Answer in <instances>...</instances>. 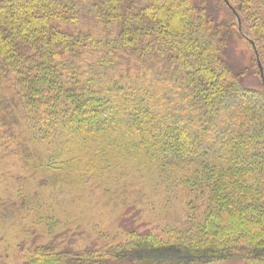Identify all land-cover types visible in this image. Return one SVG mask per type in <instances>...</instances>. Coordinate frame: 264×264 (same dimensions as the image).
<instances>
[{
  "label": "trees",
  "instance_id": "obj_1",
  "mask_svg": "<svg viewBox=\"0 0 264 264\" xmlns=\"http://www.w3.org/2000/svg\"><path fill=\"white\" fill-rule=\"evenodd\" d=\"M228 2L0 0V228L28 240L19 264H264V24ZM68 181L114 218L57 216Z\"/></svg>",
  "mask_w": 264,
  "mask_h": 264
},
{
  "label": "rangeland",
  "instance_id": "obj_2",
  "mask_svg": "<svg viewBox=\"0 0 264 264\" xmlns=\"http://www.w3.org/2000/svg\"><path fill=\"white\" fill-rule=\"evenodd\" d=\"M231 3H233V5L239 9L240 6H243L241 8L244 9L247 6L249 8H252L259 5L261 7V20L264 24V0H231ZM224 10V7L219 8L220 16L223 15ZM260 45H264V42H261ZM228 54V61L234 68L247 69L248 71H250L244 78V85L248 88H260V81L257 76L252 73V68H250L252 65L253 53L247 43L234 36L230 50H228ZM263 65L264 63L262 64V66ZM7 165L11 167L13 164L11 161H9ZM69 179L70 178H68L67 180ZM59 186L63 189V192L61 194H56L55 199L57 201V205L55 206V209H53L56 215L61 217V219H63L66 212H68V209L70 218L73 217V215H75V212L79 209V212H81L80 219L85 220V222L88 223L93 222L94 218H96L95 220L101 219V221H107L109 219H112V217L114 218L116 209L107 204L108 199L102 194L101 190H99L98 192L96 190H93L92 192L88 191V193L80 192L79 189L70 191L69 188L71 187V183L69 184V181L66 186L64 184H61ZM73 197H80L81 200L75 205L68 206L70 204L69 201ZM133 197L134 196H131L130 199H132ZM150 200L151 198L148 201ZM139 211L142 212V220L149 223L148 228H151V226L153 225L151 222H153L155 218H159L161 216L160 212H157V209L156 211H151L148 203L140 206ZM61 212L63 214H61ZM172 212L173 210L171 211L170 217L173 219L174 214H172ZM13 231L14 229H12L11 231H5L3 227L0 228V240L4 241V243H0V264H19L22 262V259L18 253V244L20 246L22 244L27 245L25 243H27L28 240L25 239L20 243L19 241L21 239H19L16 235H13ZM83 244V242L77 241V243H75V246L81 247L83 246ZM218 264H242V262L238 260H230Z\"/></svg>",
  "mask_w": 264,
  "mask_h": 264
},
{
  "label": "water",
  "instance_id": "obj_3",
  "mask_svg": "<svg viewBox=\"0 0 264 264\" xmlns=\"http://www.w3.org/2000/svg\"><path fill=\"white\" fill-rule=\"evenodd\" d=\"M224 2H225V4H226L227 6H229V8H230L231 10H233V8L229 5V2H228L227 0H224ZM233 12H234V11H233ZM238 29H240V21H239V20H238ZM249 42H250V44H251L252 46H254L252 41H249ZM253 48H254V47H253ZM254 53H255V55H256L257 68H258V71H259V74H260V78H261L262 82L264 83L263 68H262V65H261V63H260V61H259V59H258V55H257V53H256V51H255V48H254Z\"/></svg>",
  "mask_w": 264,
  "mask_h": 264
}]
</instances>
